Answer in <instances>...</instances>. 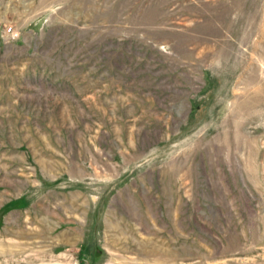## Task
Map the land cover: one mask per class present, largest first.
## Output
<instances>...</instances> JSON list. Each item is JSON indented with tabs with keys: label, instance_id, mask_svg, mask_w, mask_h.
Masks as SVG:
<instances>
[{
	"label": "rangeland",
	"instance_id": "374dc122",
	"mask_svg": "<svg viewBox=\"0 0 264 264\" xmlns=\"http://www.w3.org/2000/svg\"><path fill=\"white\" fill-rule=\"evenodd\" d=\"M0 264H264V0H0Z\"/></svg>",
	"mask_w": 264,
	"mask_h": 264
}]
</instances>
